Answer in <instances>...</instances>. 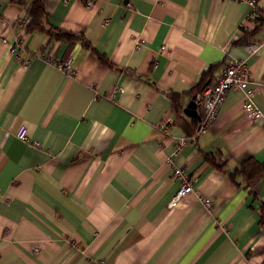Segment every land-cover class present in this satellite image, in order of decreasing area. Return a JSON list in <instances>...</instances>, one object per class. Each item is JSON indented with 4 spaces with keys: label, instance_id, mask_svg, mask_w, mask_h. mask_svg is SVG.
<instances>
[{
    "label": "crops",
    "instance_id": "obj_1",
    "mask_svg": "<svg viewBox=\"0 0 264 264\" xmlns=\"http://www.w3.org/2000/svg\"><path fill=\"white\" fill-rule=\"evenodd\" d=\"M88 1L43 0L70 42L21 32L25 11L0 0V264H264V120L244 115L241 91L203 135L184 112L237 58L264 113V45L239 41L251 6ZM255 33L264 44V21ZM18 34L27 65L10 52ZM175 168L194 192L170 208Z\"/></svg>",
    "mask_w": 264,
    "mask_h": 264
},
{
    "label": "built area",
    "instance_id": "obj_2",
    "mask_svg": "<svg viewBox=\"0 0 264 264\" xmlns=\"http://www.w3.org/2000/svg\"><path fill=\"white\" fill-rule=\"evenodd\" d=\"M237 1L249 4L252 8V13L248 17L246 24H244L241 28V32L243 34V30H249L253 28L255 24V1ZM17 40L12 53L16 55V58L19 61H22L21 56L19 55V50L22 47V42H19ZM263 45L264 44L262 42H254L247 45L246 50L250 55H256L257 52L263 47ZM49 62L69 76L73 77L76 74L75 70L73 69V60L71 58L67 59L64 62L51 57L49 59ZM254 85L255 82L246 60L231 59L225 67L224 74L218 78L215 84L205 86L197 98V109L201 114V122L198 125L197 134L203 135L208 131L211 124L215 120L216 111L223 103L226 93L231 91H241L243 93V112L248 119L253 122L264 120V113L255 101L256 87H254ZM17 138L24 143H28L34 147L40 148V144L38 142L30 140L25 127H21L17 134ZM174 177L180 180L181 187L170 203V208L177 207L187 195L194 192V181L187 173V171L181 168H175ZM205 205L209 210L212 209L211 202L206 201Z\"/></svg>",
    "mask_w": 264,
    "mask_h": 264
},
{
    "label": "trees",
    "instance_id": "obj_3",
    "mask_svg": "<svg viewBox=\"0 0 264 264\" xmlns=\"http://www.w3.org/2000/svg\"><path fill=\"white\" fill-rule=\"evenodd\" d=\"M252 1H258L257 3L258 9L256 10L254 17L255 27L249 30H245V31L243 30L242 37L239 39V41L243 44H246L254 40V38L256 37L255 30L257 31L262 26V23L264 21V10L260 6L259 0H252ZM12 3L21 7L26 13L25 18L28 20L25 27L26 33H31L34 31H42V32H47L48 35L52 38L56 36L59 40L66 39L71 42L72 40L77 39V36L69 33H64L60 30H57L58 35H55V33L52 32L53 30L52 28L50 29L47 28L48 13L45 9L43 0H12ZM18 38L21 40V42H23L21 35ZM46 55L47 53L41 54L40 56H43L44 59H46L45 58ZM51 56L52 55L49 54V57Z\"/></svg>",
    "mask_w": 264,
    "mask_h": 264
},
{
    "label": "rangeland",
    "instance_id": "obj_4",
    "mask_svg": "<svg viewBox=\"0 0 264 264\" xmlns=\"http://www.w3.org/2000/svg\"><path fill=\"white\" fill-rule=\"evenodd\" d=\"M234 1H236V2H241V1H237V0H234ZM241 3H244V2H241ZM257 3H258V1H255L254 2V4H255V12H256V10L258 9V5H257ZM95 5V1L94 0H89L88 2H87V6L88 7H90V8H92L93 6ZM27 19L26 18H21V19H19L18 21H17V23H16V28H18L21 32L23 31V30H25V27H26V24H27ZM255 25V24H254ZM20 32V33H21ZM18 35H21V34H18ZM17 41H19V42H21V40H17ZM254 42H256V40L254 39V40H252L251 42H248V43H246V44H244V46H245V49H246V46L247 45H249V44H252V43H254ZM18 44V43H17ZM15 45H16V42L14 43V45H12V47H11V49H10V52L12 53V51H13V48L15 47ZM22 47L20 48V50H22V48H23V44L21 45ZM246 52L249 54V52L246 50ZM259 52V51H258ZM257 52V53H258ZM12 54H14V53H12ZM19 55L21 56V54L19 53ZM52 58H53V56H51ZM51 57H49V53H47V55L45 56V58H46V61L47 62H49V59L51 58ZM38 58H40V59H44V57L43 56H38ZM17 59V58H16ZM69 59V58H68ZM233 59H236V60H241V59H237V58H233ZM18 60V59H17ZM21 60L22 61H20V62H22V65H27L28 63H29V61L28 60H25V59H23V57L21 56ZM45 60V59H44ZM19 61V60H18ZM66 60H64V62H65ZM229 62V61H228ZM228 62H227V64H228ZM50 63V62H49ZM226 64V65H227ZM74 69V68H73ZM224 72H225V69L223 70ZM251 71V70H250ZM224 72H222V73H220V75L215 79V80H213V82H209L208 84H203V87H202V89L205 87V86H207V85H213V84H215L216 82H217V80H218V78L219 77H221L223 74H224ZM202 89L200 90V92L202 91ZM121 91V90H120ZM200 92L198 93V95L196 96V101H197V98H198V96H199V94H200ZM229 94V92H227L226 93V96ZM226 96H225V98H224V101H225V99H226ZM195 101V102H196ZM224 101H223V103H224ZM223 103L221 104V106L217 109V111H216V117H215V120L217 119V117H218V115H219V112H220V109H221V107H222V105H223ZM196 106H197V104H196Z\"/></svg>",
    "mask_w": 264,
    "mask_h": 264
},
{
    "label": "water",
    "instance_id": "obj_5",
    "mask_svg": "<svg viewBox=\"0 0 264 264\" xmlns=\"http://www.w3.org/2000/svg\"><path fill=\"white\" fill-rule=\"evenodd\" d=\"M196 96L192 98L191 102L188 104L184 112L192 118L197 119L199 122L201 121V117L198 114L197 106H196Z\"/></svg>",
    "mask_w": 264,
    "mask_h": 264
}]
</instances>
